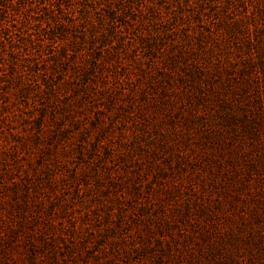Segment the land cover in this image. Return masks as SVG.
<instances>
[{
	"label": "rangeland",
	"instance_id": "1",
	"mask_svg": "<svg viewBox=\"0 0 264 264\" xmlns=\"http://www.w3.org/2000/svg\"><path fill=\"white\" fill-rule=\"evenodd\" d=\"M11 73L0 264H264V0H0Z\"/></svg>",
	"mask_w": 264,
	"mask_h": 264
},
{
	"label": "trees",
	"instance_id": "2",
	"mask_svg": "<svg viewBox=\"0 0 264 264\" xmlns=\"http://www.w3.org/2000/svg\"><path fill=\"white\" fill-rule=\"evenodd\" d=\"M65 53H66V51L64 50L63 51V54H64L63 58L64 59L67 57V55L65 56ZM11 76L12 77H9L10 80H5V79L3 80V78H5V74H2L0 76V84L2 83L4 85H7L9 83V81H10V82H12V85L16 84L15 86H20V89L14 87L16 94L18 93L19 95L25 96V94L27 93L26 91H27V89L30 88V86L32 88L33 87H38L36 85H29L28 86V84L26 85V87H22V85H21L22 81H21L20 77H18L17 75H13V73H11ZM57 77H59V76H57ZM57 80H58V83H52V85H46L45 92H42V93H40V92H32L34 97H37V98L40 97L39 100H41L40 104L42 105L41 110L44 111V112L47 111V109H52V110L56 109V100H57L56 97L58 96L60 87L62 86L61 85L62 81H60L61 78L59 77ZM17 84H19V85H17ZM9 85H10V83H9ZM44 85H45V83H44ZM69 105H71V103H68V106ZM41 117L42 116H40V118ZM42 119H43V117H42ZM39 121L40 122L38 123L37 128L39 130H43L46 127L45 123L43 122V120L41 121L39 119ZM62 130H64V128H62ZM15 184H18V183L16 181H13L12 185L15 186ZM19 192H20L22 198L26 199V200L29 198L30 195H32L31 190L27 189V185L26 184H25V189L23 191H20V190L17 189V190L14 191V195H16V196L18 195V197H19V195H20Z\"/></svg>",
	"mask_w": 264,
	"mask_h": 264
}]
</instances>
